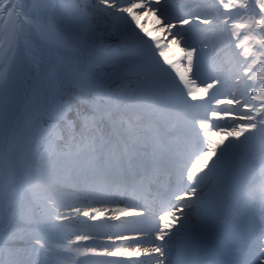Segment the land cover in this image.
Wrapping results in <instances>:
<instances>
[{
  "label": "snow or ice",
  "instance_id": "snow-or-ice-1",
  "mask_svg": "<svg viewBox=\"0 0 264 264\" xmlns=\"http://www.w3.org/2000/svg\"><path fill=\"white\" fill-rule=\"evenodd\" d=\"M257 200L264 0H0V264H230Z\"/></svg>",
  "mask_w": 264,
  "mask_h": 264
},
{
  "label": "rangeland",
  "instance_id": "rangeland-1",
  "mask_svg": "<svg viewBox=\"0 0 264 264\" xmlns=\"http://www.w3.org/2000/svg\"><path fill=\"white\" fill-rule=\"evenodd\" d=\"M197 2L198 0H183V3L189 6H194ZM141 26L145 29V31L149 32L150 35L153 33H158V31L155 30V20L151 17H142ZM168 55L170 58L176 59L181 55V53H179L177 48L173 46L168 51ZM221 91H223V89ZM221 98L223 99V97ZM213 139H223V133L213 137ZM262 212H264V204L257 200L256 202L248 205L243 211V214L235 220L236 223L234 226V231L232 232L229 239L232 240L235 245H237L235 241L240 242V247L231 246L232 255L227 257L230 264H239L240 254L245 249H248L250 246H252V244L256 242L255 237L259 236L261 231H264V216H262ZM232 241H230V243Z\"/></svg>",
  "mask_w": 264,
  "mask_h": 264
},
{
  "label": "bare ground",
  "instance_id": "bare-ground-1",
  "mask_svg": "<svg viewBox=\"0 0 264 264\" xmlns=\"http://www.w3.org/2000/svg\"><path fill=\"white\" fill-rule=\"evenodd\" d=\"M151 35H159V33H153ZM236 221L234 222V226H235ZM232 241V240H230ZM237 243V245H235L233 243V241L230 243L231 246H239L238 241H235ZM240 247V246H239ZM247 258V257H246ZM197 259L201 262V264H210V262L214 259V257L207 251L201 252V256L197 257ZM229 260V259H228ZM246 260V259H245Z\"/></svg>",
  "mask_w": 264,
  "mask_h": 264
}]
</instances>
